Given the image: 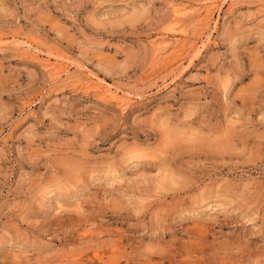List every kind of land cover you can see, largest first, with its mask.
<instances>
[{"label": "rangeland", "instance_id": "obj_1", "mask_svg": "<svg viewBox=\"0 0 264 264\" xmlns=\"http://www.w3.org/2000/svg\"><path fill=\"white\" fill-rule=\"evenodd\" d=\"M0 264H264V0H0Z\"/></svg>", "mask_w": 264, "mask_h": 264}, {"label": "bare ground", "instance_id": "obj_2", "mask_svg": "<svg viewBox=\"0 0 264 264\" xmlns=\"http://www.w3.org/2000/svg\"><path fill=\"white\" fill-rule=\"evenodd\" d=\"M185 4V3H184ZM191 7V6H190ZM213 7L214 6H212V5H206V7H205V9H204V12H205V17H208L211 13H212V11H213ZM189 8V7H188ZM187 7H183L182 5H180L179 7L177 6L176 8H175V13H177L178 15H187V14H185L186 12H188L189 10L191 11V9H188ZM189 11V12H190ZM194 11V10H193ZM214 12V11H213ZM174 13V12H173ZM183 15V16H184ZM176 17V16H175ZM178 17V16H177ZM206 19H208V18H206ZM183 30V29H182ZM185 31V30H184ZM187 31V30H186ZM183 39V38H182ZM18 41V40H17ZM183 41V40H182ZM12 42V41H11ZM24 42V41H23ZM176 43H178V42H176ZM17 44V43H16ZM30 44V43H29ZM28 44V45H29ZM178 49H179V47H180V49H183V50H187V42H179L178 43ZM179 49V50H180ZM178 50V51H179ZM173 51V50H172ZM181 51V50H180ZM54 64V63H53ZM53 64H51L50 63V65L49 66H52V68H53V70H55L58 74L59 73H62V72H64V71H66V67L64 66V65H59V64H56V65H53ZM60 64H62V63H60ZM52 71V70H51ZM55 73V72H54ZM97 87L99 88V90H101V92H102V94H103V96H105V97H107V98H112V99H116L117 98V96H118V92L117 91H114L113 89H111V88H107V87H104L103 85H97ZM117 99H119V98H117ZM119 101V100H118ZM127 103V102H126Z\"/></svg>", "mask_w": 264, "mask_h": 264}]
</instances>
